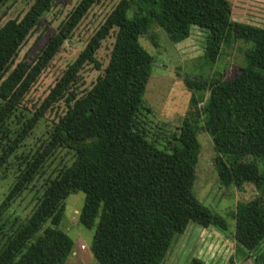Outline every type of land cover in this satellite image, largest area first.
<instances>
[{
  "label": "trees",
  "instance_id": "obj_1",
  "mask_svg": "<svg viewBox=\"0 0 264 264\" xmlns=\"http://www.w3.org/2000/svg\"><path fill=\"white\" fill-rule=\"evenodd\" d=\"M99 1L79 0L32 60L18 59L19 51L54 0H33L0 24V170L14 173L0 201V264H64L73 239L59 223L67 195L79 190L85 198L78 218L95 226L91 250L100 264H163L174 234L190 220L226 230L225 218L192 190L200 128L211 135L221 184L251 182L260 190L229 213L235 242L258 260L255 250L264 239V29L230 20L229 0H118L44 98L27 106L41 71ZM153 23L173 42L188 37L194 23L208 27L203 56L212 63L236 38L253 42L232 76L223 64L207 75H185L190 108L174 128L151 130L147 117L144 92L154 57L140 37ZM111 35L101 68L96 53ZM151 38L157 45V36ZM89 63L101 71L81 87ZM48 110L56 117L46 136L35 149L18 152ZM60 147L72 150L73 159L44 175ZM28 190L33 205L15 213L12 203ZM188 264L203 259L193 256ZM225 264H236L235 258Z\"/></svg>",
  "mask_w": 264,
  "mask_h": 264
},
{
  "label": "rangeland",
  "instance_id": "obj_2",
  "mask_svg": "<svg viewBox=\"0 0 264 264\" xmlns=\"http://www.w3.org/2000/svg\"><path fill=\"white\" fill-rule=\"evenodd\" d=\"M33 0H7L0 6V24L9 17L21 15ZM79 0H54L50 10L43 16L27 42L19 51L18 59L32 60L49 35L55 31L59 23L66 17ZM118 0H100L95 3L79 22L70 39L65 40L60 50L53 56L49 64L41 71L25 97L27 106L37 104L44 98L66 65L72 61L84 46L89 35L98 27L109 10ZM229 19L244 27L251 26L264 29V0H229ZM190 36L178 43L173 42L164 28L153 23L145 35L140 37L142 45L153 55L151 74L144 92V99L151 107L147 117L151 120V130L168 127L174 128L180 123L190 108V94L185 75H207L226 66V75L232 76L240 65L246 63V50L253 46L252 41L236 38L231 46L224 47L220 61L207 62L203 56L208 27L192 24ZM157 36L155 45L151 35ZM113 36L103 40L97 50V59L101 68L108 60ZM101 68L92 63L82 69L81 87L90 86ZM225 73V70H224ZM63 109V108H62ZM61 111V109H60ZM54 110H48L35 126L31 134L24 140L25 144L18 149L33 150L46 136L47 123L55 118ZM200 143L198 160L195 166V179L192 190L195 196L213 213L222 215L228 228L222 229L214 225L204 227L190 220L182 233L174 234L163 257V264H188L193 256L203 259V264H225L230 256L236 264H263L264 239L255 250L259 255L256 260L253 253L237 244L233 237L234 220L230 211L240 199H250L260 193L251 182L242 185H223L213 163L215 154L211 135L204 129L197 131ZM72 150L60 147L50 158L47 171L62 163H70ZM14 180V173L9 171L3 175L0 170V201ZM41 178L37 180V185ZM33 190L25 191L12 203L15 213L25 214L34 200ZM85 193L82 190L71 192L65 199V209L59 227L73 239L72 252L64 264H100L91 250L95 226L87 227L80 223L78 213L83 206Z\"/></svg>",
  "mask_w": 264,
  "mask_h": 264
},
{
  "label": "crops",
  "instance_id": "obj_3",
  "mask_svg": "<svg viewBox=\"0 0 264 264\" xmlns=\"http://www.w3.org/2000/svg\"><path fill=\"white\" fill-rule=\"evenodd\" d=\"M191 30H192V27H191ZM189 36H190V35H189ZM189 36H188V37H189ZM188 37H186V38H184V39L178 41L177 44L180 43V42H182L183 40L187 39Z\"/></svg>",
  "mask_w": 264,
  "mask_h": 264
}]
</instances>
